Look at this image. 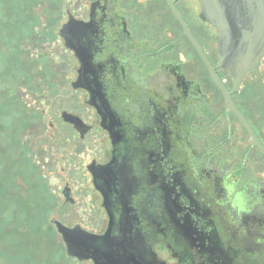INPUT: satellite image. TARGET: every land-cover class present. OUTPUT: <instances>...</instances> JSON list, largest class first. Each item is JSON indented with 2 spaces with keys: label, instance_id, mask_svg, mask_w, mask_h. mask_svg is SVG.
Wrapping results in <instances>:
<instances>
[{
  "label": "flooded vegetation",
  "instance_id": "1",
  "mask_svg": "<svg viewBox=\"0 0 264 264\" xmlns=\"http://www.w3.org/2000/svg\"><path fill=\"white\" fill-rule=\"evenodd\" d=\"M58 12L48 20L72 77L51 81L48 127L69 169L57 194L32 198L46 221L0 229V264H264V155L225 96L264 151V96L246 81L264 58L235 89L197 0H67ZM17 167L10 181L24 187ZM22 193L7 195L14 222ZM31 238L44 248L16 256Z\"/></svg>",
  "mask_w": 264,
  "mask_h": 264
},
{
  "label": "rangeland",
  "instance_id": "2",
  "mask_svg": "<svg viewBox=\"0 0 264 264\" xmlns=\"http://www.w3.org/2000/svg\"><path fill=\"white\" fill-rule=\"evenodd\" d=\"M55 2L56 0H0V229L19 224L21 227L17 231L23 234L28 223L38 225L43 219L50 217L43 213H38V216L32 214L30 208L36 202L32 198L39 197L38 194L42 192L44 196L47 192L57 194L63 184L62 177L69 169V160L65 156L68 147L55 145L52 139L54 132L57 133L58 130L55 128L50 131L48 127L49 121L55 122L53 109L49 108L53 100L52 94H58L57 87H51L54 75L64 71V80L72 77L67 65L64 66L69 62L67 55L56 38L57 24L48 20L50 15L60 11L61 5H67V0ZM246 81L253 83L249 93L251 98L264 96V61L259 70L250 74ZM60 89L63 92L64 89ZM39 94L43 95L42 99L38 97ZM59 99L62 98L58 97L56 100ZM260 110L264 111V107ZM262 131L264 132V127ZM63 137L67 138L68 135ZM19 163L25 165L22 171L23 182L25 180L26 184L24 187L12 179L17 174L15 170L19 169ZM61 169H64V174ZM10 172H15L10 175L13 183L9 178ZM9 190H23L20 199L23 211L21 214L20 210L14 212L17 222L9 220L6 213L9 206L7 202L11 205L18 202L15 197H7ZM45 202L50 203L51 199H46ZM11 208L12 206L9 210ZM32 239L18 245L15 255L31 258L35 250L39 254V249L44 248V244L38 242V239ZM7 243L0 236V250H7ZM15 248L14 245L11 253L15 252Z\"/></svg>",
  "mask_w": 264,
  "mask_h": 264
},
{
  "label": "water",
  "instance_id": "3",
  "mask_svg": "<svg viewBox=\"0 0 264 264\" xmlns=\"http://www.w3.org/2000/svg\"><path fill=\"white\" fill-rule=\"evenodd\" d=\"M197 1L201 7L200 18L217 32L219 67L229 71L234 88L237 89L245 75L258 69L264 58V0ZM64 39L67 42V38ZM215 83L223 91L216 79ZM225 96L228 111L239 118L252 144L264 155L248 125L231 104L227 94ZM63 236L69 249V240L64 233Z\"/></svg>",
  "mask_w": 264,
  "mask_h": 264
}]
</instances>
